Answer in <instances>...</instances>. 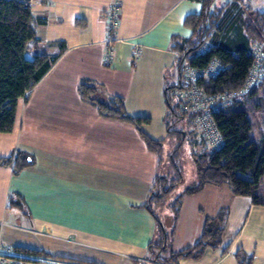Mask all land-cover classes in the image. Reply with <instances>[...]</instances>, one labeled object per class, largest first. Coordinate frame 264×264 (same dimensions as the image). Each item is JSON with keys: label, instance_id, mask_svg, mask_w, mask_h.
<instances>
[{"label": "crops", "instance_id": "obj_1", "mask_svg": "<svg viewBox=\"0 0 264 264\" xmlns=\"http://www.w3.org/2000/svg\"><path fill=\"white\" fill-rule=\"evenodd\" d=\"M116 2L121 6L119 24L113 54L106 58L104 12ZM240 6L264 10V0H242ZM200 10L193 0H33L31 12L44 23L35 26L38 42L28 47L27 56L54 55L58 43L64 50L17 100L13 129L0 133V160L17 152L33 159L17 174L0 162V234L6 222L18 220L49 242L32 247L13 234L20 242L4 247L41 250L51 256L45 258L49 264H62L59 258L150 264L155 215L166 224L172 201L182 195L170 250L196 244L206 220L219 219L221 235L219 244L207 247L199 258H181L176 264H264V204L234 194L228 184H208L191 194L184 193L186 187L168 198L182 181L179 169L174 178L179 181L169 193L150 202L155 180L173 178L161 171L163 148L161 154L150 151L134 126L102 116L78 92L79 84L89 81L99 87L100 98L122 97L126 112L149 117L145 132L164 144L171 137L164 119L165 90L170 78L177 81L179 54L173 45L191 36L184 19ZM250 47L264 54L262 45ZM196 138L192 134V154L205 151ZM13 193L23 197L24 210L8 206ZM234 212L238 218H231ZM28 262L38 264L36 259Z\"/></svg>", "mask_w": 264, "mask_h": 264}, {"label": "trees", "instance_id": "obj_2", "mask_svg": "<svg viewBox=\"0 0 264 264\" xmlns=\"http://www.w3.org/2000/svg\"><path fill=\"white\" fill-rule=\"evenodd\" d=\"M193 1L201 4V10L187 15L184 19V25L191 29V36L173 45L179 58L177 83L167 86L165 90L167 113L164 119L168 136L180 134L173 128L180 118L189 115L191 122L195 118V113L180 108V99L177 104H172L170 99V94L175 89L187 87L183 77L185 66L205 68L213 59H217L222 67L220 71L214 77L198 78L196 85L206 94L237 91L245 86L254 64L250 44H260L264 47V10L243 8L240 6L242 0H228L219 7L214 6L215 0ZM43 23V19L33 16L30 6L25 2L0 0V133H7L13 129L17 100L34 87L64 50V46L58 43V52L54 55L42 52L27 56L28 47L38 42L35 26ZM233 33L235 36H232ZM206 41H211L212 46L198 52ZM258 71L262 76L259 84L250 87L246 95L235 100L231 106L212 112L211 117L223 138V143L210 152L192 154L196 182L184 193H195L208 184L215 186L228 184L234 194L249 196L254 204H264V199L256 194V189L264 176V115L259 139H250L253 127L250 114L257 109L264 112V96H257L260 88L264 87V58ZM98 88L96 84L83 81L78 86V92L81 99L94 105L102 116L134 126L147 148L161 154L162 140L153 139L144 130L150 123V118L128 114L124 99L120 96L100 98ZM0 162L11 165L12 172L17 174L30 166L33 159L26 153L17 152L2 158ZM175 168L178 173V167ZM178 177L168 180V185H165L166 178L158 177L155 180L156 191L151 192L150 202H157L169 193L171 187L179 181ZM181 197L182 195L176 197L170 205L173 215L170 224H164L155 215L157 238L149 244L151 261L154 264H176L181 258L197 259L207 247H215L220 242V220H206L202 235L196 244L177 252L170 250L169 244L179 214ZM8 206L24 210L23 197L18 193L9 195ZM150 207L147 204V208ZM10 248L16 253V257L23 261H32L33 256L39 255L51 257L41 250L27 246ZM155 248L158 252L153 254ZM166 251L168 256H162ZM237 256L239 257L240 253ZM59 259L63 260L62 264H99L94 261ZM241 263L250 264L248 260Z\"/></svg>", "mask_w": 264, "mask_h": 264}, {"label": "built area", "instance_id": "obj_3", "mask_svg": "<svg viewBox=\"0 0 264 264\" xmlns=\"http://www.w3.org/2000/svg\"><path fill=\"white\" fill-rule=\"evenodd\" d=\"M30 6L33 0H21ZM121 6L119 3H114L104 12L107 21V38L105 40V55L110 58L113 54L114 35L119 24V13ZM212 46L211 43L205 42L198 52H203ZM254 64L246 79L245 86L237 91L206 94L203 89L196 85L198 78L214 77L222 68L217 59H213L205 68H194L185 66L183 71L184 80L187 82V87L183 88L178 93L180 99V108L184 111L195 113V118L192 121V129L196 134V139L204 142V150L210 152L223 143V138L219 133L215 122L213 121L212 112L222 110L231 106L235 100L242 98L248 92V89L262 79L259 66L264 54L257 47L253 49ZM3 225L0 222V228ZM16 253L10 247H0V264H31L28 261H23L16 257ZM38 264H47L44 259H37ZM40 260V261H39ZM49 264V263H48ZM150 264L154 262L150 261Z\"/></svg>", "mask_w": 264, "mask_h": 264}, {"label": "rangeland", "instance_id": "obj_4", "mask_svg": "<svg viewBox=\"0 0 264 264\" xmlns=\"http://www.w3.org/2000/svg\"><path fill=\"white\" fill-rule=\"evenodd\" d=\"M225 0H216L214 2L215 5L217 4H222ZM177 83L176 80L174 79H169L168 84L173 85ZM175 89L174 91H176ZM257 96H264V87L260 88V90L257 92ZM170 99L172 104H177L178 103V92H173V94H170ZM178 112V111H177ZM262 115H264V112H262L261 109L253 110L252 113L250 114V119L251 122L253 123V127L250 133V139L252 140H258L260 137V134L262 133ZM190 116H185L183 118H180L173 128L177 130L180 134L174 133V136H171L169 140L167 139L165 143L163 144V152L161 154V164L160 168L161 171H164L166 173H169V176H172L175 178V173L176 172V167H178L180 174L182 175V181L179 183V185L175 188V192L171 193V195L168 198H171L175 193H179L181 190L185 189L186 187H189L193 183L196 182V172H195V167L193 163V156L191 153V138L193 132L192 129V122L190 121ZM192 132V134H190ZM197 141V140H196ZM201 141V140H200ZM175 153V155H174ZM174 163V164H173ZM165 183V185H168ZM256 194L262 199H264V176L261 178V183L259 184L258 188L256 189ZM168 198L166 199L165 203L168 201ZM234 216L231 218H238L239 213L237 215L235 212L233 213ZM232 214V215H233ZM173 215L169 217L166 221V218H162L164 221H166V224H170L171 219ZM20 219V218H19ZM23 219V218H22ZM24 222H20L18 220L15 221L14 224L10 222H6L5 227H3L2 232L0 234V243L1 245H9L15 241L20 242L18 239L21 238L23 239V244L25 243H31L29 246L32 247H37L34 245L35 243L39 242H44L42 245L46 247V244L49 241H46L45 237H40V236H35L32 234L28 228L26 229L23 225ZM164 223V222H163ZM165 224V223H164ZM13 234H16L18 237L13 238L11 237ZM46 243V244H45ZM26 245V244H25ZM158 250L155 248L153 250V254L157 253ZM162 256H168L167 252H163ZM33 259H45L44 256H33ZM58 262L62 263L63 260H58ZM142 261L140 260L137 262V264H143L141 263Z\"/></svg>", "mask_w": 264, "mask_h": 264}]
</instances>
